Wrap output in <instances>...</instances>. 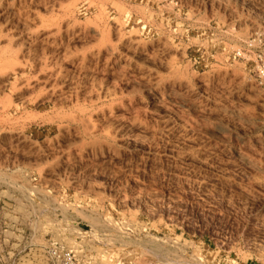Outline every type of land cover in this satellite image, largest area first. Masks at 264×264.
I'll list each match as a JSON object with an SVG mask.
<instances>
[{"label": "rangeland", "instance_id": "1", "mask_svg": "<svg viewBox=\"0 0 264 264\" xmlns=\"http://www.w3.org/2000/svg\"><path fill=\"white\" fill-rule=\"evenodd\" d=\"M51 247L264 264V0H0V264Z\"/></svg>", "mask_w": 264, "mask_h": 264}, {"label": "built area", "instance_id": "2", "mask_svg": "<svg viewBox=\"0 0 264 264\" xmlns=\"http://www.w3.org/2000/svg\"><path fill=\"white\" fill-rule=\"evenodd\" d=\"M46 254L52 264H86L78 259L70 252L60 250L56 247L47 248Z\"/></svg>", "mask_w": 264, "mask_h": 264}, {"label": "bare ground", "instance_id": "3", "mask_svg": "<svg viewBox=\"0 0 264 264\" xmlns=\"http://www.w3.org/2000/svg\"><path fill=\"white\" fill-rule=\"evenodd\" d=\"M18 190V189H17ZM20 191V190H19Z\"/></svg>", "mask_w": 264, "mask_h": 264}]
</instances>
